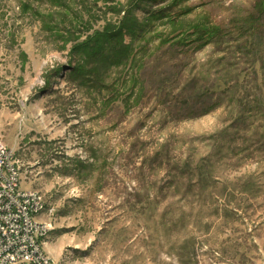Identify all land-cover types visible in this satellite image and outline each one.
I'll return each mask as SVG.
<instances>
[{"label": "rangeland", "instance_id": "obj_1", "mask_svg": "<svg viewBox=\"0 0 264 264\" xmlns=\"http://www.w3.org/2000/svg\"><path fill=\"white\" fill-rule=\"evenodd\" d=\"M0 142L55 264H264V0H0Z\"/></svg>", "mask_w": 264, "mask_h": 264}, {"label": "built area", "instance_id": "obj_2", "mask_svg": "<svg viewBox=\"0 0 264 264\" xmlns=\"http://www.w3.org/2000/svg\"><path fill=\"white\" fill-rule=\"evenodd\" d=\"M21 184L16 155L0 142V264H55L42 241L51 225L36 219L47 210L44 197Z\"/></svg>", "mask_w": 264, "mask_h": 264}, {"label": "crops", "instance_id": "obj_3", "mask_svg": "<svg viewBox=\"0 0 264 264\" xmlns=\"http://www.w3.org/2000/svg\"><path fill=\"white\" fill-rule=\"evenodd\" d=\"M49 245V244H46V246ZM46 250V249H45ZM47 252V251H46ZM48 253V252H47ZM49 254V253H48Z\"/></svg>", "mask_w": 264, "mask_h": 264}, {"label": "bare ground", "instance_id": "obj_4", "mask_svg": "<svg viewBox=\"0 0 264 264\" xmlns=\"http://www.w3.org/2000/svg\"><path fill=\"white\" fill-rule=\"evenodd\" d=\"M47 248L49 249V245H47Z\"/></svg>", "mask_w": 264, "mask_h": 264}]
</instances>
